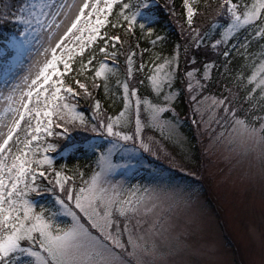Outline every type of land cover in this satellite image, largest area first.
<instances>
[{"label": "snow or ice", "instance_id": "snow-or-ice-1", "mask_svg": "<svg viewBox=\"0 0 264 264\" xmlns=\"http://www.w3.org/2000/svg\"><path fill=\"white\" fill-rule=\"evenodd\" d=\"M197 2L183 0L190 41L183 52L191 58L194 67L180 75L187 84L193 115L199 116V123L214 134L215 142L227 144L232 151L252 158L257 168L253 178L258 174L264 180V117L258 118L260 123L256 127L247 118H241L235 107V95H205L218 72L217 65L213 61L195 67L198 61L191 56L192 48H210L224 58V70L229 71L230 47L245 56L249 47L231 43L241 31L250 29L253 39H264V0L239 3L219 0L208 27L203 29L194 21ZM116 6H119L117 22L111 23ZM145 7L147 0H29L14 11H0V23L10 21L22 26L14 45L25 50L35 42L41 57L34 61L21 84L0 97L3 100L0 105V264H167L170 252L161 251L155 240L167 230L158 219L149 223L144 217L152 215L158 207L192 209L197 193L155 169L150 171L154 187L126 186L113 177L121 170L142 167L145 162L141 153L160 158L162 149L153 137L144 136L145 128L159 130L162 137L174 144L185 142L174 105L180 93L172 90L179 75V50L175 56H155L151 68L141 60L136 70L147 69V75L140 83L150 85L154 94V99H143L136 86L129 83L134 79L137 55L129 47L127 79L121 85L122 110L115 116L105 115L94 92L103 87L104 94L109 96V81L117 75L116 70L105 61L94 69L90 67L95 63L97 51L105 60L112 61L125 54L123 49L128 41L104 32L110 23L113 29L123 28L125 36L133 34L137 25L141 33L152 35L136 22L138 12ZM98 42L99 46L94 47ZM90 48L93 51L76 69L74 88L64 79L73 70L70 61L74 55L84 57ZM61 63L63 72L58 70ZM90 70L94 76H85ZM54 76L59 79L54 81ZM237 79L242 83L244 77ZM101 80L103 84L98 82ZM247 83L253 86L248 90L249 103L257 99L252 93L258 89L259 101L264 104V48L258 60L251 64ZM80 96L92 101L94 123L78 111L76 98ZM193 123L197 121L194 119ZM77 124L106 142L96 159L98 171L87 178L79 173V184L56 170L48 155L56 150V144L49 141L59 136L55 129L67 133L70 125ZM213 124L219 126V131ZM91 147L96 150L94 144ZM179 169L186 171L183 165ZM186 175L196 173L186 171ZM38 181H47V185L42 187ZM57 188L63 195L58 196L55 211L48 214L44 208L33 207L32 194L49 191L55 194ZM57 215L69 218L70 223L57 225L54 223ZM195 221V215L190 217L191 223ZM165 238L170 240V251L173 247L176 252L188 247L178 237Z\"/></svg>", "mask_w": 264, "mask_h": 264}, {"label": "rangeland", "instance_id": "rangeland-1", "mask_svg": "<svg viewBox=\"0 0 264 264\" xmlns=\"http://www.w3.org/2000/svg\"><path fill=\"white\" fill-rule=\"evenodd\" d=\"M198 4L199 0L195 7ZM107 29L104 30L106 35H108ZM18 31H22L21 25H18ZM14 39H19V35L13 36L7 44V48L0 52V97L7 95L17 84H21L22 78L33 68L34 61L41 59L35 42L27 49L22 50L14 45ZM235 45L239 44L236 43ZM234 51L239 57L240 51L233 50V53ZM77 57L79 56L74 55L70 63L73 64ZM147 67L151 68L152 63H149ZM229 68L230 70L225 72L226 78L232 81L237 80L244 88L247 99L248 90L253 88L247 83L250 75L245 79L239 68H233L230 65ZM58 70L64 71L63 63L58 65ZM145 73L147 75V69ZM238 76L244 77L242 83L238 81ZM52 79L55 81L59 77L54 76ZM178 79L181 80L180 77ZM179 88L180 93H186L188 107L191 109L188 119L191 120V128L193 132L197 133L198 136L196 137L202 144L200 151L202 152L203 166L198 170V183L184 185L197 193V196L193 197L196 203L192 209L158 207L152 215L144 217V219L149 223L158 219L163 228L167 230L164 236L155 237L161 251L170 252L166 258L167 264H264V180H261L258 174L253 178L257 168L252 158L244 157L239 152L232 151L227 144L214 141V134L208 132L205 126L199 123V116L193 115V106L187 92L186 82L182 81V86ZM172 90L178 92L174 87ZM252 95L257 99L252 103L248 101L246 110L255 112L247 119L259 127L260 120L258 118L264 117V104L259 101L258 89ZM234 103L236 105V102ZM2 104L3 100L0 99V105ZM194 119L197 123H193ZM205 119H207L206 116ZM179 124V131L185 138L183 145L174 144L162 137L159 130L156 129L145 128L144 136H151L158 142L159 149H162L160 151L162 155H171V151H166L167 142L172 151L178 149L184 157L188 158L190 157L189 153H191V142L188 141L186 134L182 131L188 124L180 122ZM212 127L219 131L218 125L213 124ZM187 130L190 131L189 128ZM140 156H147L149 159L154 157L148 153H141ZM50 159L55 163L54 159ZM63 167L71 171L72 175L70 176H73L74 179L79 176V173H83L77 167H67L64 164ZM92 167L90 172L85 173V178L98 171L97 165ZM136 170H140V167L121 170V173L116 174L113 179L123 181L126 186H155V181L150 172L143 171L144 174L139 175L134 173ZM78 182L80 183V178ZM205 188L207 192L204 191ZM58 190L57 188L56 191ZM204 192L209 193L211 200L209 203ZM61 195L62 193H59V196ZM56 200L54 199V201ZM33 207L37 209L35 205ZM44 209L48 210V214L55 211L54 208L47 209L45 207ZM193 215L196 216V221L191 223L190 217ZM54 223L63 226L70 223V220L65 216L57 215L54 217ZM165 237H178L188 247L180 252H176L173 247L170 251V240ZM126 239L127 237H125ZM172 243L174 244V242Z\"/></svg>", "mask_w": 264, "mask_h": 264}, {"label": "trees", "instance_id": "trees-1", "mask_svg": "<svg viewBox=\"0 0 264 264\" xmlns=\"http://www.w3.org/2000/svg\"><path fill=\"white\" fill-rule=\"evenodd\" d=\"M19 0H0V11H14L16 4ZM134 2V0H133ZM201 5L198 7L199 14L195 18V25L203 28L208 27L209 20L211 19V13L216 7V4L219 0H200ZM237 3L240 0H236ZM119 12V6L114 8V14L110 17L111 23L117 22V14ZM185 9L183 5V0H147V7L140 9L136 16L137 24H143L152 35H147V33H141L139 26L137 25L133 34L128 36L124 35V29L117 27L113 29L111 23L108 26L107 33L108 35H119L121 40H127L128 43L124 45V53L117 57L116 61H112L111 58H108L109 61L98 51L96 53L95 63L90 66L91 69H94L98 66L99 62L104 61L110 65L113 69L116 70L117 75L113 76L109 81L110 95L106 96L104 94L103 87L96 89L94 96L96 99H99L102 104V109L105 112V115L115 116L120 110H122V82L127 79L126 76V54L129 47L134 50L137 55L134 57V79L129 81L130 84L136 86L138 95L141 98L154 99V94L151 93L149 85L140 83L141 80L146 78V69L145 71H137L141 60L145 65L151 63L155 56L160 57H171L177 54L179 50V75L184 74L186 70H191L194 66L191 64V58L185 56L183 48L186 43H189L188 40V31L186 29L185 23ZM123 23V21H121ZM126 28L127 25L125 24ZM183 27V30H182ZM13 28L12 22H3L0 23V44L4 36H6ZM156 40V44L153 45L152 41ZM207 43V41H205ZM233 45L238 44H248L249 47L246 50V56L240 52L239 57L234 51L230 60V67L239 68V70L244 74L245 79L251 75V64L256 62L259 57V53L262 48H264V39H253L251 36V30L246 29L239 33L236 39L231 42ZM139 45V47H136ZM99 44L96 46L98 47ZM119 48V46H117ZM147 49L145 52L144 50ZM231 50V47H230ZM93 51V49L87 51L84 57H78L74 59L72 65V72L69 75H66L64 79L68 84H71L75 88L73 82V77L76 76V69L80 66L79 62L83 59L87 60L88 55ZM191 56L195 57L198 61V64L195 67H202L205 62H215L217 65L218 72L215 75V78L212 81V86L204 94L205 95H215L216 97H227L230 95H235L236 97V107L237 111L240 113L241 118H249L252 116L253 112L247 109L248 100L245 96L244 88L237 82V80L232 81L226 78L224 70V58L222 56L216 55L211 49H191ZM104 58V59H103ZM234 69V70H237ZM85 76L92 77L94 76V71L90 70L85 73ZM81 80L84 77H80ZM119 81L120 83H118ZM91 83V81H88ZM103 84V81H98ZM182 86V81L177 80L174 84V88L180 93V88ZM238 94V95H237ZM78 101L79 107L78 111L85 115L89 119L90 123L91 117L93 115L92 101L86 100L83 96L76 98ZM175 108L178 113V119L181 121L183 116L185 117V123L188 120V113L190 109L188 107V100L185 92L180 93L178 100L175 102ZM70 131L63 133L60 129H55L59 133L58 137L49 138V141L56 144V150L53 152L52 159L55 163L54 167L56 170L61 171L63 175L68 176L71 174L70 170H67L63 167L73 166L81 169L83 173L90 172L93 169V165H96V159L99 153V150L105 147V140L102 137H97L95 134L90 131L84 130L78 124L75 127L71 125ZM184 128L182 131L186 134L188 141H190V157L186 158L178 149L172 151L171 146L166 142L167 150L171 151L170 156L162 155L159 153V159L154 158L149 159L141 157L144 160V165L140 167V170H136L134 173L138 174L139 171L150 172L155 169L163 173V175L171 177L176 184L180 185H192L198 183V170L203 166L200 151L202 144L197 139V133L193 132L192 128ZM95 146V149L91 145ZM183 165L186 171L195 172L196 175H186V171H181L179 166ZM142 168V169H141ZM132 174V176L134 175ZM86 177V174H85ZM50 179L54 177L50 176ZM40 185L46 186L47 181H38ZM204 191L207 192L206 188ZM59 190L55 194L49 192H42L43 195L40 197H35L36 194H32L30 197V202L32 205H35L37 209L39 208H54L56 210L57 204L54 199H57V194L59 196ZM205 193V192H204ZM63 195V194H62ZM61 195V196H62ZM206 200L209 199V193L206 194ZM235 251V249H234ZM232 252V251H231Z\"/></svg>", "mask_w": 264, "mask_h": 264}]
</instances>
